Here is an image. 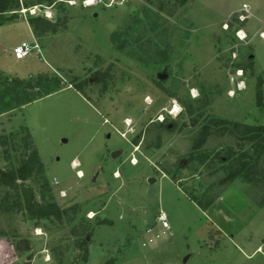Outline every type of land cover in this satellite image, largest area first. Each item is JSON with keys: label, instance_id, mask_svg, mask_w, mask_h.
<instances>
[{"label": "rangeland", "instance_id": "obj_1", "mask_svg": "<svg viewBox=\"0 0 264 264\" xmlns=\"http://www.w3.org/2000/svg\"><path fill=\"white\" fill-rule=\"evenodd\" d=\"M17 1L0 0V264H264V154L232 126H264V0ZM34 16L65 25L17 60ZM44 76L64 87L27 101L42 86L14 82ZM26 130L43 169L13 188ZM23 188L62 218L32 217Z\"/></svg>", "mask_w": 264, "mask_h": 264}, {"label": "trees", "instance_id": "obj_2", "mask_svg": "<svg viewBox=\"0 0 264 264\" xmlns=\"http://www.w3.org/2000/svg\"><path fill=\"white\" fill-rule=\"evenodd\" d=\"M56 0H38L37 3L41 2H46L48 5H51L54 3ZM18 5V1L16 0L15 6ZM4 7H0V11L3 12L5 9ZM15 17V16H12ZM10 17H6L5 20L11 19ZM59 20V19H58ZM56 20V21H51L49 19H46L45 17L42 16H34L30 17L28 19V24L31 28L33 36H41L44 35L47 32H55L65 25V19L62 20ZM106 76V73H104ZM103 74L97 73V78L99 80H102ZM26 79H14V82L16 85H21L23 84L25 87L28 88H35V86H42L41 88H37V91H33L32 93H27L26 95V100L27 101H33L37 98H40L46 94H49L53 92L54 89L56 88H62L64 87L63 83L57 78V77H47L44 76L41 79L36 80V82L33 84L29 81H23ZM42 81L46 83V85H42ZM83 87V82H78L74 83V88L77 91H82ZM36 90V88L34 89ZM223 122L222 120H215L213 123L214 125H218L219 123ZM225 123H228L227 121H224ZM233 128L241 134V136H244L247 139L253 140L254 141V152L257 153L256 159H259L262 154H264V126L258 125V126H250V125H245L242 126V129L239 128V125L237 123L232 124ZM207 128L204 126L200 132V137L197 142L196 147H199L206 135H207ZM24 140H25V148L29 149L30 151L27 153L25 159L22 160L21 165L19 168L16 170H11L9 173L10 178L7 179H2L3 182L10 186V187H17L18 185L16 184V180H25L27 179L32 173L37 172L41 173L43 169L42 162L38 156V152L36 148L33 146L32 140H30V135L28 131L24 133ZM1 140V139H0ZM1 144L4 143V141H0ZM192 157V156H191ZM237 160V159H236ZM243 159H238L237 162L239 163L240 167L239 169L242 171L246 167V162L242 161ZM45 187V185H44ZM22 192L24 194L25 200H26V209L27 212L30 213L32 217H37V218H54L56 220H60L64 214V211L60 209L55 203L53 202H47V203H42L38 204L34 201L33 199V194L31 193L30 190L27 188H23ZM193 200V199H192Z\"/></svg>", "mask_w": 264, "mask_h": 264}, {"label": "built area", "instance_id": "obj_3", "mask_svg": "<svg viewBox=\"0 0 264 264\" xmlns=\"http://www.w3.org/2000/svg\"><path fill=\"white\" fill-rule=\"evenodd\" d=\"M250 16V12L248 10V7L246 4L242 5V8L240 9L237 18L239 21H243L246 18ZM236 36L240 39L243 40L246 35L242 30H237L235 32ZM259 36L264 39V32H260ZM33 49L39 50L38 44L36 43L35 40H33V43H29L28 41L22 40L19 43H17L13 48H12V55L15 59H22L26 57ZM157 220L160 222L162 227H167L166 223V216L163 211H159L157 215Z\"/></svg>", "mask_w": 264, "mask_h": 264}, {"label": "bare ground", "instance_id": "obj_4", "mask_svg": "<svg viewBox=\"0 0 264 264\" xmlns=\"http://www.w3.org/2000/svg\"><path fill=\"white\" fill-rule=\"evenodd\" d=\"M237 86H240V89L241 88H243L242 86V84L240 83L239 85H237ZM178 112V106L177 105H174L172 108H171V111H169V113L170 114H176ZM76 166H78V162H77V160L76 159H74L73 161H72V163H71V167H76ZM77 175L78 176H81L82 174L79 172V173H77Z\"/></svg>", "mask_w": 264, "mask_h": 264}, {"label": "water", "instance_id": "obj_5", "mask_svg": "<svg viewBox=\"0 0 264 264\" xmlns=\"http://www.w3.org/2000/svg\"><path fill=\"white\" fill-rule=\"evenodd\" d=\"M253 57V54H250L249 55V58H252ZM62 141H65V140H62ZM117 152H119V151H114V152H112L111 153V157H115L118 153ZM152 179H149V181H151Z\"/></svg>", "mask_w": 264, "mask_h": 264}, {"label": "crops", "instance_id": "obj_6", "mask_svg": "<svg viewBox=\"0 0 264 264\" xmlns=\"http://www.w3.org/2000/svg\"><path fill=\"white\" fill-rule=\"evenodd\" d=\"M28 26H29V24H28ZM29 29H30L31 35H32V37H33V40H34V36H33V34H32V31H31V28H30V26H29ZM21 41H22V40H21ZM16 44H17V43H16ZM16 44H15V45H16ZM15 45H14V46H15ZM257 250H259V247L257 248Z\"/></svg>", "mask_w": 264, "mask_h": 264}, {"label": "snow or ice", "instance_id": "obj_7", "mask_svg": "<svg viewBox=\"0 0 264 264\" xmlns=\"http://www.w3.org/2000/svg\"><path fill=\"white\" fill-rule=\"evenodd\" d=\"M89 2H90V0H89Z\"/></svg>", "mask_w": 264, "mask_h": 264}]
</instances>
